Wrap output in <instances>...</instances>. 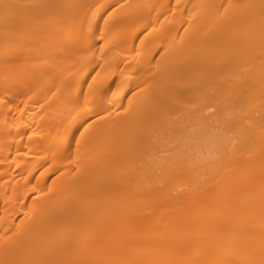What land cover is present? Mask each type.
I'll return each instance as SVG.
<instances>
[{
    "label": "bare ground",
    "instance_id": "bare-ground-1",
    "mask_svg": "<svg viewBox=\"0 0 264 264\" xmlns=\"http://www.w3.org/2000/svg\"><path fill=\"white\" fill-rule=\"evenodd\" d=\"M264 0H0V264H262Z\"/></svg>",
    "mask_w": 264,
    "mask_h": 264
},
{
    "label": "snow or ice",
    "instance_id": "snow-or-ice-1",
    "mask_svg": "<svg viewBox=\"0 0 264 264\" xmlns=\"http://www.w3.org/2000/svg\"><path fill=\"white\" fill-rule=\"evenodd\" d=\"M262 264H264V262H262Z\"/></svg>",
    "mask_w": 264,
    "mask_h": 264
}]
</instances>
